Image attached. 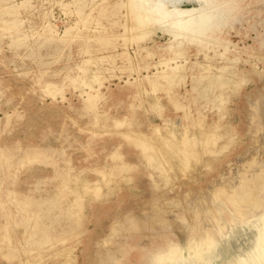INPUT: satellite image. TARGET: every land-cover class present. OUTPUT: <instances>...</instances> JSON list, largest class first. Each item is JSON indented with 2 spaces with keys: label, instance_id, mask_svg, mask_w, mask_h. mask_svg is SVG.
<instances>
[{
  "label": "rangeland",
  "instance_id": "rangeland-1",
  "mask_svg": "<svg viewBox=\"0 0 264 264\" xmlns=\"http://www.w3.org/2000/svg\"><path fill=\"white\" fill-rule=\"evenodd\" d=\"M128 2L0 0V264L251 263L264 0H150L210 11L173 49Z\"/></svg>",
  "mask_w": 264,
  "mask_h": 264
},
{
  "label": "bare ground",
  "instance_id": "bare-ground-1",
  "mask_svg": "<svg viewBox=\"0 0 264 264\" xmlns=\"http://www.w3.org/2000/svg\"><path fill=\"white\" fill-rule=\"evenodd\" d=\"M128 3H129L128 5H130L133 18L136 21V23L132 25V29H134V30L135 29L139 30V28H141V27L142 28L140 30H144L143 29V28H145L144 26H146L148 24L149 25L153 24V26H154L155 24L161 25V24H167L168 22H170V24L167 25V27H168V30L170 31L171 35L173 36L174 40H173V42H171L168 45V49H173L175 47V44H176V46L182 45L185 42V40L195 41V42L201 43V44H204L206 42V38L203 37V34H205L206 26H207V23L210 19V15H211L210 11L206 10V8L201 7L199 9H195V8H192V9H177V8L167 9L165 7V5L162 3L153 2V4H151L150 0H129ZM127 30H128V28H127ZM186 30H188L189 33H185ZM140 35L141 36H138V37L142 38L146 34L143 31V34H140ZM199 35H201V36L199 37ZM177 39H180V40H177ZM170 61H172V60L170 59ZM173 61L176 62L175 59ZM179 65L180 64H178V68H179ZM181 66H182V64H181ZM171 67H173V66H171ZM178 68H177V70H178ZM175 71H176V69H175ZM173 74H175V73H173ZM164 76L166 77L168 75L164 74L163 77ZM172 76L170 78L173 80ZM175 77H174V80H175ZM160 78H162V77L160 76ZM167 79H169V76ZM262 169H263L262 172H259V170L256 171L255 168L253 167V169L251 170L250 176H245V174H244V176L240 180L241 185L238 184L240 187L235 189V193L233 194V196H230L228 194L222 195V197H224L225 202L232 204L231 206H233V208H231V209L236 208L238 205V203H236V201H235L237 195H239L241 197L240 200L243 199V201H244L243 203L239 204L242 206V204H244V205L248 204L249 197H251V199H252V198L259 196V194H261L262 186L264 184V167ZM239 196H237V197H239ZM215 226L219 227L218 222H215ZM196 228H197V231L200 233V226H196ZM209 238H211V234H209L206 237V239H209ZM165 241H166V244L164 246H167V247H169V249H171V247L173 246V244H172L173 239L168 238V239H165ZM252 247H253L252 248L253 252L252 251L251 252H252L253 256L251 259V263L249 262V260L247 262H249V264H264V225L262 226L261 229H259L258 237L255 239ZM136 249L137 248H135V247H130L127 250V253H129V260L134 259L135 255L138 253V251H136ZM242 263L244 264V261Z\"/></svg>",
  "mask_w": 264,
  "mask_h": 264
}]
</instances>
